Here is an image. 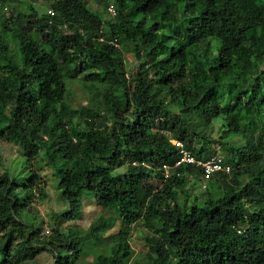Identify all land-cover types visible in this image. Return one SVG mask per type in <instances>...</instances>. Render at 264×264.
Wrapping results in <instances>:
<instances>
[{
    "label": "trees",
    "instance_id": "16d2710c",
    "mask_svg": "<svg viewBox=\"0 0 264 264\" xmlns=\"http://www.w3.org/2000/svg\"><path fill=\"white\" fill-rule=\"evenodd\" d=\"M8 2L0 0V136L25 161L44 160L67 209L39 239L20 219L18 188L33 177L0 171V264L43 250L52 264H80L105 243L90 264H139L127 238L136 221L150 232L148 264H264V0H95L105 13L113 4L108 18L87 0H50L52 14ZM125 52L136 59L131 74ZM78 76L88 100L73 107L65 93ZM230 90L237 95L224 104ZM173 139L197 159L220 144L236 166L214 173L201 200L189 198L187 178L202 171L173 166ZM82 196L100 213L83 231L63 230L59 220L80 218Z\"/></svg>",
    "mask_w": 264,
    "mask_h": 264
},
{
    "label": "rangeland",
    "instance_id": "374dc122",
    "mask_svg": "<svg viewBox=\"0 0 264 264\" xmlns=\"http://www.w3.org/2000/svg\"><path fill=\"white\" fill-rule=\"evenodd\" d=\"M49 1L50 0H9L8 7L11 6L13 10H17L25 8L27 4H32L38 11H44L48 8ZM110 1L111 0H109V2ZM87 2L93 10H100V12L108 18L103 7L101 8L98 6L95 0H87ZM1 14L4 15L3 13ZM13 44H17L16 39L13 40ZM124 58L126 60L127 74H131L135 69L136 59L131 52H125ZM79 77L80 76L76 77V79H69L67 81L68 86L65 93V100L73 107H80L86 104L88 100V95L85 93V87ZM228 95H231L233 98L234 96L236 97L237 93L235 95L232 90H230L229 94L226 93L224 104H228L230 102ZM73 121L78 122L77 120ZM4 123V118L0 116V126ZM210 131L212 132L213 137H217L215 134L216 129H214V131ZM205 134H209V131ZM226 140L233 144H239V140L235 137H231ZM217 145V148L214 149V154H222L221 145ZM212 147H215L214 144ZM222 157L223 160H225V163L231 168V171L236 166V159L230 153H224ZM96 163L104 169L108 168L109 172L116 176L122 175L125 170V166L114 167L105 159L97 158ZM0 171H6L14 177L17 182L19 181L21 183L26 182V179L29 178V176L33 177V180H31L32 183L28 184L26 188L24 187L23 189L21 186L18 188L22 192L21 195L25 197V205L20 219L27 226L38 227L39 239L49 236L52 232L54 216L67 209V204L59 197L56 187L57 179L53 176L51 168L46 165L40 156L25 161L18 147L3 140L0 136ZM213 178L211 177L207 180H203L200 176H189L187 178L184 191L189 198L196 196L198 200H201L207 189L208 182L213 180ZM149 182L152 185L151 187H157L160 184L158 180L155 179H151ZM40 189L43 190V195L40 194ZM81 201L82 213L80 218L73 221L59 220L60 228L63 230L76 229L83 231L89 225L90 221L100 213L91 197L82 196ZM119 227L120 222L119 220H116L114 226L106 231L104 236L109 237L115 234ZM148 234H150V232L142 226L140 221H136L135 223L129 225L127 236L128 242L133 251V257L139 262V264H148L149 249L145 241V236H148ZM107 245L109 246L108 243H105L101 245L102 248H91L90 255L85 258H79V263L90 264L93 255L106 252L102 251V249L106 247L108 248ZM52 262V254L47 250H43L36 254L31 260L26 261L25 264H52Z\"/></svg>",
    "mask_w": 264,
    "mask_h": 264
},
{
    "label": "built area",
    "instance_id": "2783aa9c",
    "mask_svg": "<svg viewBox=\"0 0 264 264\" xmlns=\"http://www.w3.org/2000/svg\"><path fill=\"white\" fill-rule=\"evenodd\" d=\"M115 7L113 4H110L107 8V16L112 17L115 13ZM3 10H7V7L4 6ZM47 13L52 14L51 9L46 10ZM171 143L178 149L179 152V158L175 161L173 166H178L180 164H192L194 166H197L201 169V177L203 180H207L210 178L214 173L216 172H225L228 173L230 171V167L225 163V160H223V155L216 153L212 156H210L207 159H197L193 154H191L188 150L185 149L182 142L179 140H171ZM132 164H135L133 162ZM163 169L164 175H168L170 166L168 164H163L161 166Z\"/></svg>",
    "mask_w": 264,
    "mask_h": 264
}]
</instances>
